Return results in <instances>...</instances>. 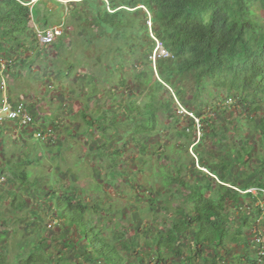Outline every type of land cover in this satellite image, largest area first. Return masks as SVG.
Instances as JSON below:
<instances>
[{
	"label": "trees",
	"instance_id": "obj_1",
	"mask_svg": "<svg viewBox=\"0 0 264 264\" xmlns=\"http://www.w3.org/2000/svg\"><path fill=\"white\" fill-rule=\"evenodd\" d=\"M32 1L0 0V67L5 60L4 74L17 80L23 79L21 71H32L38 56L43 62L34 23L41 29L62 25L64 31L72 24L79 27L78 33L86 32L79 36L80 52L94 42L97 53L93 75L83 80L93 78L87 83L96 104L114 95L110 109L115 112L114 102L123 96L128 99L123 118L113 113L108 124H103L106 114L94 121L106 140H93L95 161H106L104 180L109 179L110 188L123 198L124 190L131 196L113 208L91 189V201L86 203L72 197L73 186L58 193L57 184H52L44 196L55 210L49 220L60 227L55 235L60 252L49 251L50 241L41 236L39 226L40 231L16 243L9 259L4 238L16 222L14 216L24 211L23 196L33 195L26 168L30 170L35 161L28 156L17 190L26 187L22 195L9 192L12 197L5 200L12 214L0 216V264H264V250L258 257L253 246L256 234L264 237L260 227L264 225V23L257 20L258 13L264 14V0H69L74 2L67 19L63 15L56 19L41 5L43 1L31 6ZM68 40L63 32L51 45L59 64L67 63L61 54L71 49ZM156 41L169 54L166 58L158 54L155 60L158 78L151 67ZM35 46L36 57H20ZM56 59L43 65L44 73L53 70L61 80ZM74 60L63 70L66 77L75 68L87 71L89 62L81 54ZM128 86L144 93L141 103ZM221 92L227 94L221 111L229 114L237 105L246 128L239 120L233 123L221 114L211 117L198 111L210 109L208 102ZM64 94H53V103L65 107ZM175 100L187 114H178ZM159 115L165 116L166 124ZM164 129L173 140L162 138ZM127 145L137 157L123 162L121 150ZM208 145L212 146L206 150ZM96 167L95 174L101 177ZM146 174L152 180L143 178L145 186L139 185ZM14 179L5 180L11 190L19 181ZM121 183L124 190L119 189ZM95 189V195L103 191L101 185ZM138 199H146V205L138 204ZM32 211L37 216L39 207ZM21 221L32 225L27 218Z\"/></svg>",
	"mask_w": 264,
	"mask_h": 264
},
{
	"label": "rangeland",
	"instance_id": "obj_2",
	"mask_svg": "<svg viewBox=\"0 0 264 264\" xmlns=\"http://www.w3.org/2000/svg\"><path fill=\"white\" fill-rule=\"evenodd\" d=\"M38 0H33V3ZM43 1L41 4L43 7L46 8L48 12H51V14L57 19L59 18L58 16H62L63 18L67 19L69 16V10H70V2L74 1H67V0H40ZM150 15H148L149 19ZM257 20L260 21L261 24L264 23V14L258 13L257 14ZM74 24V23H73ZM72 25V24H71ZM69 25V26H71ZM65 28L66 33L69 35V40L68 42L70 44V50L68 49L67 52L62 53V57L64 61L67 63L60 62L58 63V60L56 59L57 57V52L52 49V46L49 48L47 47L45 50L42 48H38V52H47V54H44L42 60L43 62L41 63L40 57L38 56L39 59L35 62V65L32 66V71L29 74H26L25 71H21L23 75H25L24 78L26 79H31V84L29 85V80H23L22 81V87H23V82H26L28 86L22 90L20 95L24 96L25 101L28 104L34 103L35 100L33 97H40L43 96V100L46 101H38L40 104L44 103L46 104V107L49 109V112L46 116H35L36 119H38L39 124L38 127L42 128L41 126L43 123L45 124H50L52 122H56L58 125L57 128V136L55 137L58 139L55 141V143L47 144L43 143V141L38 140L33 138L31 135L28 136V138H25V145L24 143H20L18 141L12 140L9 142L8 137H10L9 133H5L4 126H0V129L2 131V136L6 140L1 141L0 140V216H8L11 213V205L7 203L5 199H11L12 195L9 193L11 192H16L18 195H22L23 190L25 189L26 186L23 187V189L17 190L18 184H20V177L22 176L21 171H23L24 167L23 161L24 159L29 156L31 159L35 161L34 166H30V170H27L26 168V175L28 176V181L31 183L29 187L31 188L29 192H32L33 195L30 194V198L28 199V194H25L23 197L26 200V204H24V211L18 212L14 218H16V222L12 223L9 225V230L4 238L7 241L6 245V250H7V256L9 259L12 258L13 253L16 252L15 245L18 243L20 240H23L26 234H32V232L40 231V228L38 229L37 227L41 226L42 230L40 231L41 236L45 237L50 241L51 245L49 247V251H52L54 254L57 252H60L59 250L61 249V243L58 241L59 239L55 238V235L58 233V229L60 228L59 225L53 226L52 229H48L47 225L51 222L49 220L50 215L54 216V207L51 205V203L48 201V198L45 195L46 191L50 190L52 188V184H58L59 189L57 192L62 191L63 189H69L70 185L73 186L74 192L71 194L72 197H76L77 199L83 200L86 203L90 200V197L88 193L90 192V189L93 193V195L99 199H103L104 201H109L113 203V208H116L118 206H121L123 204H126V200L130 195L127 196L129 193L128 190H124L125 187L121 183L119 189L124 190V195L125 197L123 198L121 195L117 194L116 189L110 188L112 187L111 184L107 183L104 180V176L106 174V171L104 167H106V161L105 164L102 162L99 163L96 162V155L94 154L95 152L93 151V140H101L104 141L105 137L101 138V134H104V131L102 130L99 131L97 128V122H94L101 117H105L104 114H106L107 119L103 124H108L111 122V119L108 117V115L112 116V114H118L120 116L126 114L125 113V106L124 104L128 101L127 98L123 96L122 99H118V101L114 102L115 103V112H112V109L110 104L112 103V100H115L116 98L114 95H112L110 98H107L104 100L103 103L96 104V97L91 93V87L89 83H87V79L93 80L91 77L93 75V70L95 69L93 66V62H95V55H96V47L93 45L94 42L88 47V49H85L80 52L79 46H80V39L79 36L85 35V33H78L80 32L79 27L76 25H73L71 27ZM148 31H149V36L150 38L153 37V32L151 31V25L148 23L147 25ZM39 26H37L36 23L33 25V30H37ZM64 30V28H63ZM91 41H94V37L90 38ZM104 41H98L99 44H102ZM31 44V43H30ZM160 42H155V48L153 49L152 55H151V67L153 69V75L155 78H158V71L156 68L155 64V58L157 59L158 54L159 55H164L163 52L161 51L162 48L159 49L158 52H156V49L158 48ZM62 47H66V44L64 43ZM33 47L30 49L29 52L27 53H21L22 55L20 57H27V56H35L37 54V48L35 46V49L32 50ZM82 55L85 59L86 62H89L87 65V71L86 68L84 70H76L72 71L67 75V77L64 74V68L68 66L69 62L74 63L75 60L74 58L78 59L79 55ZM74 57V58H73ZM52 59H56L55 63L58 64L60 68V77L63 78L59 80L57 76L54 77L53 70L50 72H45L44 73V64H51L50 61ZM5 60L3 61L4 64ZM142 66H140L141 70ZM91 74V76L86 77V80H83V77ZM41 79V80H40ZM56 81V87H55V92L54 90H49L48 84L46 83V80L51 81ZM105 79H108V72L107 76ZM58 80V81H57ZM131 81V78L128 79ZM28 81V82H27ZM14 81L9 79V84L10 85H15L17 82L13 83ZM187 86V84H185ZM54 86V85H53ZM130 91L133 93V98L134 100L139 104L142 102L143 99V94L144 93H139L136 89L132 88V86H128ZM61 88V89H60ZM122 91H126V88H120ZM70 90L71 94H70ZM103 90L99 88V91ZM168 90V89H167ZM59 91L64 92L65 100L62 103H65L66 106L59 107L58 102H48L50 100V96L55 94L57 97L59 94ZM171 93V90L169 88L168 90ZM93 92V91H92ZM45 94V95H43ZM92 94V95H91ZM104 95V93H103ZM216 97L215 99H212L208 102L210 109L205 110L202 107L198 108V111L203 113V114H210L212 117L213 115L216 114H221L226 117V121H232L235 123L236 120L240 121V124L245 127L247 124L246 118L244 115H242L241 110L238 108L236 105V108L233 109L229 114H225L222 111V101L225 97H227L226 93H218L215 94ZM27 97H31L27 99ZM58 100V98H57ZM59 101V100H58ZM100 103V102H99ZM203 103V102H202ZM96 104V106H95ZM104 104V105H103ZM36 105V104H35ZM99 105V106H98ZM39 106V105H38ZM175 106L176 109H178V114H185L186 111L181 107L180 103L175 100ZM98 108H101V111L98 115H96V111ZM221 108V109H220ZM45 109V108H44ZM222 110V111H221ZM108 112V113H106ZM217 112V113H216ZM259 113V112H258ZM206 114V115H207ZM125 116V115H124ZM165 116L159 115V120H162V123L166 124L167 119H164ZM120 119L119 117H116V119ZM60 119V120H59ZM93 121V122H92ZM118 123L120 121L117 120ZM184 123L179 124L183 125ZM216 126H219V122H216ZM7 128V126H5ZM119 133L122 132V127H119ZM102 132V133H100ZM109 133H112L113 131L109 129ZM163 139H171L173 140V136L170 134V131L167 129H164L162 134H161ZM197 138L200 136V133L197 132ZM1 139V138H0ZM48 139V138H47ZM120 139V136H117L116 140ZM115 146H119L116 142L115 139H113ZM163 141L162 139H160ZM164 140V141H165ZM233 138H230V141H232ZM106 141V140H105ZM125 142V140H123ZM158 142V141H157ZM164 143V142H162ZM128 146H124L121 156V161H126L128 159L137 157V152H135L132 148L128 150ZM212 145H208L206 147V150L209 149ZM130 147V146H129ZM260 153V150H258ZM255 156V154H254ZM120 163V161H118ZM95 165L98 166L96 167V171H100L101 177H98V173L95 174ZM11 167V168H10ZM135 165L132 164L131 167L128 169L130 173L133 172ZM4 169V170H3ZM8 169V170H7ZM21 173V174H20ZM10 177L13 179V176L15 179H19L17 182L15 179V184H13L14 188L11 190L10 184L5 180L7 177ZM120 177V175H119ZM4 178V179H3ZM100 178V179H99ZM143 178H147L146 180H152V178L149 176V174H146L143 177H140V180L138 181L139 185H144L145 186V181ZM4 180V181H3ZM12 180V182L14 181ZM10 181V180H9ZM101 181V183H100ZM121 180L119 179V182ZM24 183V182H23ZM120 184V183H119ZM23 185V184H22ZM102 186L103 191H98L96 192L97 194L95 195L94 192L97 191L95 187H100ZM261 186L264 187V181L261 182ZM260 186V187H261ZM138 189H135L137 191ZM84 193H81V192ZM58 192V193H59ZM146 196V195H145ZM71 197V196H70ZM75 198V199H76ZM143 198V197H142ZM3 199V200H2ZM76 199V200H77ZM146 200V199H145ZM144 199H138L139 203L142 206L146 205V201ZM78 201V200H77ZM39 207V211L37 216L34 214L32 208ZM30 208V209H29ZM13 210V209H12ZM31 212V213H30ZM40 217V219H39ZM21 218L30 222H32L31 226H28L26 224H23L21 221ZM43 222V223H42ZM55 222V221H54ZM260 227H263L264 231V225H260ZM260 229V228H259ZM264 235V233H262ZM253 257V256H251Z\"/></svg>",
	"mask_w": 264,
	"mask_h": 264
},
{
	"label": "clouds",
	"instance_id": "obj_3",
	"mask_svg": "<svg viewBox=\"0 0 264 264\" xmlns=\"http://www.w3.org/2000/svg\"><path fill=\"white\" fill-rule=\"evenodd\" d=\"M34 3L32 1L30 3L31 6ZM53 28H57L58 31H60V33L59 34H54V29ZM50 29H53V31H52L53 32V39L49 43H42L40 41V39L38 38V32H44L45 33L47 30H50ZM63 32H64V30H63V26L62 25H54V26H51V27H48V28H45V29H41L39 27V28H37L36 31L34 30L36 42H38L39 48H41V49L43 48L44 50L47 47L50 48L51 45L56 41V39L63 34ZM156 42H158V41H156ZM160 48H162L161 44H159L158 48L156 49V52H158ZM161 51L164 52L163 53L164 55H160V56H162L164 58L169 56V54H167L163 49H161ZM42 52H44V51H42ZM44 54H47V52H44ZM155 60H156V58H155ZM4 66H5V62L3 64V61H1V67H0V72L1 73L4 71ZM26 74H28V73H26ZM22 76H23V74H22ZM9 79L13 80L14 81L13 83H15V82H17V83L15 85H10L8 83ZM22 80L23 79H19V80L16 81L15 78L13 79L12 77H10L8 75H5L4 72L2 73V77L0 78V116H1L0 126H4L5 127L6 125H9V126L15 127L14 132L15 133L24 134L25 138H28V136L31 135L33 138L43 141V143H47V144L55 143V141L58 140L57 139L58 138V136H57L58 124L55 121H54V125H52L51 123L50 124L43 123V125L41 126L42 128H39L38 127L39 121H38V119L35 118V116H37V115H35V113L33 111V107L35 108V106H36L35 111L38 113V115L39 116H46L48 114V112H49V109L46 107V104H44V103L40 104L38 102V101H46V100H43L42 96H40L39 98L38 97H33V99L35 100V104L36 105L34 103L28 104L25 101L24 96L20 95L21 92L17 93V91L22 89ZM48 81L50 82V80H46L47 84L49 83ZM50 83L48 84L49 90H52V89L54 90V87H55L54 82H50ZM54 92H55V90H54ZM29 98H31V97H27V99H29ZM3 100L6 101V106L8 107V110L10 112L16 111L18 109V106L21 104L23 106L24 114L30 116V118H31L30 122L29 121L23 122V118H22L21 115H19L16 118H10L6 113H4L3 110H1L2 104H3ZM40 106H42V108L46 109V113L39 114L38 107H40ZM185 114H187V113H185ZM195 123L196 124L198 123V121L196 119H195ZM55 135L57 136V138L55 137ZM15 136L20 138L16 134H15ZM203 171L206 172V170H204V169H203ZM57 186H58V184H57ZM58 189H59V186H58ZM54 224H55V222H50L47 225V228L51 229L52 226H54ZM256 236H258V234H256ZM263 242H264V240H263ZM253 244H254L253 246L255 248V251L257 253V251L259 249V246H257L255 244V239L253 241ZM261 246L263 247L262 244H261Z\"/></svg>",
	"mask_w": 264,
	"mask_h": 264
},
{
	"label": "built area",
	"instance_id": "obj_4",
	"mask_svg": "<svg viewBox=\"0 0 264 264\" xmlns=\"http://www.w3.org/2000/svg\"><path fill=\"white\" fill-rule=\"evenodd\" d=\"M53 29H54V34H59L60 33V31H58L57 28H53ZM53 29L47 30L45 33L44 32H38V38L40 39V41L42 43H49V42H51V40L53 39V32H52ZM228 102H230V100H228ZM1 110H3L4 113H6L10 118H16L19 115H21L22 118H23V122H26V121H29L30 122V120H31V118H30L29 115H25L24 114L23 106L21 104L18 106V109L16 111L10 112L8 110V107L6 106V101L3 100V104H2ZM0 120H1V116H0ZM263 240H264V238H263L262 235L256 236L255 244L260 247L258 249V251H257V256L258 257L261 256V255H263L264 247L261 246Z\"/></svg>",
	"mask_w": 264,
	"mask_h": 264
},
{
	"label": "crops",
	"instance_id": "obj_5",
	"mask_svg": "<svg viewBox=\"0 0 264 264\" xmlns=\"http://www.w3.org/2000/svg\"><path fill=\"white\" fill-rule=\"evenodd\" d=\"M30 72H31V71H29L28 74H29ZM47 72H50V70H47ZM30 75H31V73H30ZM24 77H25V75H23V80L26 79V78H24ZM17 80H19V79H17ZM17 80H16V81H17ZM23 80H22V81H23ZM26 80H29V85H30V84H31V79H26ZM27 82H28V81H27ZM48 82H49V81H48ZM50 82H54L55 87H56V85H57V84H56V81H52V79H51ZM50 82H49V83H50ZM49 83H48V84H49ZM50 84H51V83H50ZM27 86H28V84H27L26 82H23V87H22V89L19 90V91H17V93L22 92V90L25 89ZM55 87H54V90H55ZM70 94H71V93H70ZM43 95H45V94H43ZM43 98H44V97L42 96V99H43ZM51 98H53L52 95L50 96V99H51ZM55 100H56V98H55V99L53 98L52 102L55 101ZM58 125H59V124H58ZM6 126H7V128L4 127V129H5V133H9V134H10V137H8L9 142L12 141V140H16V141H18V142H20V143H25L26 139H25L24 134H22V133H15V132H14L15 127H12V126H9V125H6ZM9 127H10V128H9ZM2 131H3V130L0 129V138H1L0 140H1V141H4V140H6V139L3 138V136H2ZM15 134L18 135L20 138L16 137ZM1 149H2V148H1V146H0V150H1Z\"/></svg>",
	"mask_w": 264,
	"mask_h": 264
},
{
	"label": "water",
	"instance_id": "obj_6",
	"mask_svg": "<svg viewBox=\"0 0 264 264\" xmlns=\"http://www.w3.org/2000/svg\"><path fill=\"white\" fill-rule=\"evenodd\" d=\"M38 112L39 114H44L46 113V109L42 108V106L38 107Z\"/></svg>",
	"mask_w": 264,
	"mask_h": 264
}]
</instances>
